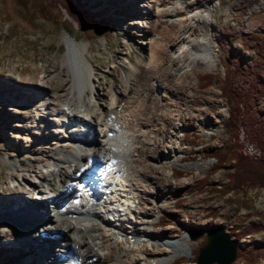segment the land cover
<instances>
[{
	"label": "rangeland",
	"instance_id": "rangeland-1",
	"mask_svg": "<svg viewBox=\"0 0 264 264\" xmlns=\"http://www.w3.org/2000/svg\"><path fill=\"white\" fill-rule=\"evenodd\" d=\"M157 1L77 0V4L88 8L92 16L101 18L98 23L86 22L84 25V20L72 19L56 3H47V10L43 13L37 7V0H0V192L5 194L7 187L13 185L8 179L11 172L16 177L17 170L31 171L40 163V167L46 166L50 158L60 153L57 145L49 139L34 143V154L25 153L24 149L28 144L26 140L34 141L33 130L22 123L23 126L18 130L9 132L11 119L13 124H21L25 110L19 109L18 113H13L7 102L9 95L20 97L23 94L21 80L33 82L44 74L66 72L61 63L66 51L67 35L88 45L86 53L94 68L93 78L97 84L107 87L110 82L112 86H116L124 83L127 78H133L128 73L129 61L138 62L141 57L146 59L149 53L146 42L154 36L158 41L162 33L171 28L173 22L200 9L202 13H208L211 21L201 19L189 28L194 38L202 37L205 31L213 34L211 41L218 55L217 68L212 71L205 70L201 60L191 59L186 72L178 74L181 65L178 49L184 43L179 37L185 28H175L174 34L164 43L165 66L170 67V83L180 81L181 90L177 93L169 91L166 95L165 100L170 103V110L169 122L162 129L164 136L152 146H148L147 142L150 144L151 141L147 139L139 141L137 155L132 156L130 153L134 162L142 165L150 162L149 155L153 150H166L168 141L176 142L178 146L172 158L178 160L177 162H171L163 169L151 162L158 185L170 190L159 194V200L162 196H167L168 200L163 208H157L156 216L152 220L154 225L148 227L155 234L172 237L185 232L189 235L187 231L190 226L208 227L213 224L225 227L234 238L232 234L235 226L242 228L253 223H262L263 229L253 234L255 243L264 244V186L249 185L242 191L225 192L228 181L226 174L234 172L233 160L212 172L210 169L216 158L207 154L209 150L233 141L234 126L228 115L229 104L221 95V79L224 73L235 72V62L229 56L232 52L239 53L245 61L252 63H257L264 56V24L263 27H252L255 19L264 20V11L260 14L251 12L261 0L254 3H249L250 0H190L186 8L177 7L161 17L157 13ZM162 4L168 8L177 5V0H165ZM232 33L236 35L233 36ZM255 35L259 36L258 40ZM185 43L196 46L190 39H186ZM138 68L136 79L142 76L144 65L138 64ZM205 73L214 77L209 84L201 86L199 75ZM234 81L239 86L248 84L236 74ZM57 87L60 88L61 84H57ZM155 91L150 90L149 103L153 100ZM106 93H109L108 88ZM30 103L32 106L29 114L38 112L37 107L42 105L37 100ZM256 107L263 113L264 99ZM221 110L226 111L221 121H216L211 127L203 122L204 111L209 115H216ZM185 133L187 136H184ZM237 138L240 151L246 155L242 148L244 141L249 138L242 127L238 130ZM65 154L68 155L66 151ZM204 175L208 177V183L204 187H191ZM145 204L148 205L142 200V207ZM163 217L167 220L161 221ZM3 226L4 223L0 220V264H38L44 261V252L39 251L42 245L38 241L31 239L17 246L11 244L17 247L16 250L8 243L5 244L1 230ZM47 237H50L49 234ZM190 241L193 244L191 258L177 257L168 264H174L175 260L179 261L178 264H197L198 248L206 242V236ZM237 242L239 245L245 243L241 239ZM154 250L131 253L136 258L134 264H143L141 253L145 257H154ZM29 252H32L31 257H20ZM114 257L110 256L111 259ZM237 263L241 264V261ZM255 264H264V256Z\"/></svg>",
	"mask_w": 264,
	"mask_h": 264
},
{
	"label": "bare ground",
	"instance_id": "bare-ground-1",
	"mask_svg": "<svg viewBox=\"0 0 264 264\" xmlns=\"http://www.w3.org/2000/svg\"><path fill=\"white\" fill-rule=\"evenodd\" d=\"M164 1L156 3L159 17L177 7L186 8L190 2L177 0V5L167 8L162 4ZM262 11L264 0L251 9L253 14ZM201 19L211 18L207 12L194 10L186 18L173 22L158 41L154 36L146 42L149 48L146 59L129 61L128 73L133 78L119 85L97 84L86 53L88 45L71 35L65 38L66 51L61 63V67L66 68L65 73L51 72L33 82L21 80L23 94L20 97L9 95L7 104L13 113H18L19 109L25 111L21 124H13L11 119L9 132L13 133L25 123L32 128L35 137L34 141L26 140L25 153L34 154V143L44 139L53 141L60 153L50 158L46 166L40 167V163L31 171L17 170L16 177L11 172L8 179L13 185L7 187L5 194L0 192L5 244L17 246L31 239L38 241L42 245L39 251L44 252L45 258L38 260V264H134L136 258L131 253L153 248L152 258L141 253L143 264H168L177 257L191 258L193 244L186 232L163 236L148 227L154 225L152 220L157 208H163L168 200L167 196L159 200V194L170 190L158 185L151 162L162 169L177 162L172 159L178 147L176 142L168 141L166 150H153L150 162L142 165L135 163L132 156L137 155L139 141L147 139L151 141L147 142L148 146H152L164 136L162 129L169 122L170 110L166 95L169 91L181 90L180 81L170 83V67L165 66L164 43L174 34V29L185 28L179 37L184 43L178 49L181 63L178 74L186 72L191 59L201 60L205 70L217 68L218 55L211 41L213 34L205 31L202 37L194 38L189 28ZM263 24L264 20L257 18L252 27H263ZM186 39L196 46H189ZM138 64H143L144 68L142 76L136 79ZM107 88L109 93H106ZM151 89L156 91L149 103ZM36 100L42 105L37 107L38 112L29 114L30 101ZM203 113V122L210 127L226 115L224 110L216 115ZM82 176L92 179L85 189L91 192L89 198L70 207L61 206L71 192L82 191L77 186ZM142 200L148 205L142 207ZM131 236L136 238L131 240ZM254 239L253 233L241 237L245 243ZM112 255L114 259L110 258ZM26 256L31 257L32 252L20 257ZM237 261L244 263L242 259Z\"/></svg>",
	"mask_w": 264,
	"mask_h": 264
},
{
	"label": "trees",
	"instance_id": "trees-1",
	"mask_svg": "<svg viewBox=\"0 0 264 264\" xmlns=\"http://www.w3.org/2000/svg\"><path fill=\"white\" fill-rule=\"evenodd\" d=\"M25 1V0H22ZM77 0H37V7L39 10H47V3L58 4L61 9H64L67 14L74 20H84V25L87 23H98L101 18H95L91 15L88 8L78 5ZM45 13V11L43 12ZM229 34H231L229 32ZM233 36L236 34L232 33ZM258 40V35H255ZM235 62V72L238 77L245 79L247 85H238L234 81V74L225 72L221 79V95L229 104V117L232 120L233 141H227L221 146L211 149L207 152L208 155L216 158L212 164L210 171H216L220 167L233 160L234 172L227 173L225 192L230 190L242 191L249 185H263L264 186V112L260 113L256 104L264 99V56L258 59L257 63L245 61L239 53H233L229 56ZM213 75L202 74L199 75L201 86L209 84ZM242 127L244 133L261 151L258 158H251L243 155L240 151V144L238 143V130ZM184 136H187L185 133ZM208 183L207 175H204L197 180L191 187L202 188ZM216 189V188H215ZM163 217L161 221H166ZM263 229L262 223H253L247 227L235 226L233 236L236 241L243 235L258 232ZM264 256V244L261 242H253L237 246L236 257L233 262L229 264H239L237 259H242L243 264H255L261 257ZM179 261L175 260L174 264ZM218 264V263H212Z\"/></svg>",
	"mask_w": 264,
	"mask_h": 264
},
{
	"label": "water",
	"instance_id": "water-1",
	"mask_svg": "<svg viewBox=\"0 0 264 264\" xmlns=\"http://www.w3.org/2000/svg\"><path fill=\"white\" fill-rule=\"evenodd\" d=\"M187 232L191 239L206 236V242L198 249L197 264H229L235 259L238 242L231 237L225 227L213 224L208 227L190 226Z\"/></svg>",
	"mask_w": 264,
	"mask_h": 264
},
{
	"label": "built area",
	"instance_id": "built-area-1",
	"mask_svg": "<svg viewBox=\"0 0 264 264\" xmlns=\"http://www.w3.org/2000/svg\"><path fill=\"white\" fill-rule=\"evenodd\" d=\"M242 135V136H241ZM240 135L241 140L243 141V134ZM243 153L252 157V158H258L261 155L260 149L251 141L246 139L243 144Z\"/></svg>",
	"mask_w": 264,
	"mask_h": 264
}]
</instances>
